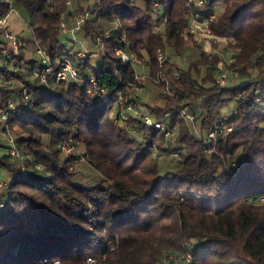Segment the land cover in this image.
<instances>
[{
	"label": "trees",
	"instance_id": "16d2710c",
	"mask_svg": "<svg viewBox=\"0 0 264 264\" xmlns=\"http://www.w3.org/2000/svg\"><path fill=\"white\" fill-rule=\"evenodd\" d=\"M15 6L26 13L31 36H19L30 49L41 46L52 61L68 49L79 76L57 82L54 74L41 83L32 76L36 57L26 59L23 51L16 63L3 58L0 30V109L17 103L7 123L22 155L0 156V170L10 176L0 194V264H87L89 255L105 264H160L169 253H192L190 264H264V107L257 102L264 98V0H205L197 8L215 15L213 33L236 40L229 67L239 77L225 86L217 81L221 56L209 59L198 42L186 39V0H0V18ZM73 13L85 17L80 36L102 35L105 46L95 62L81 61L68 46L72 32L63 36L62 23ZM108 27L115 29L105 38ZM116 45L144 58L148 71H137L150 75L158 50L169 57L199 53L186 67L178 65L175 96L151 82L163 99L152 105L131 93L136 68L116 65ZM89 74L108 88L107 100L86 93L80 80L87 84ZM184 106L196 115L193 123ZM234 110L232 130L209 152L204 138ZM146 116L174 128L175 145ZM83 155L100 176L95 185L74 180ZM97 235L103 244L92 241Z\"/></svg>",
	"mask_w": 264,
	"mask_h": 264
},
{
	"label": "built area",
	"instance_id": "2783aa9c",
	"mask_svg": "<svg viewBox=\"0 0 264 264\" xmlns=\"http://www.w3.org/2000/svg\"><path fill=\"white\" fill-rule=\"evenodd\" d=\"M135 2V0H132ZM205 4V0H186V5L190 10V23L187 27L186 39L188 42H198L202 49L204 50L207 58L213 59L215 55L221 56V59L218 64L219 73L217 75V81L223 86L227 85L229 82H235L239 77V72L231 69L229 65H232L236 61V53L238 49L236 48V40L230 36H222L212 32L210 28V23L215 17L214 14L210 16H203V14L197 10V8L202 7ZM14 9V8H13ZM7 17L0 18V30L2 31L3 46H2V56L5 60H10L14 63L17 62V57L22 55V52L26 50L29 45L27 41L10 31L7 25ZM166 21V19H165ZM80 26H75L77 30L81 29ZM63 32L66 29L64 23H62ZM75 28V29H76ZM68 27L67 31L73 30V28ZM115 28H110L105 31V38H109ZM75 32V31H74ZM72 32V33H74ZM192 38V40L189 39ZM121 42H126L125 35L121 36ZM96 45L98 47V57L101 56V52L104 49L105 43L102 36H97L95 39ZM63 54L61 56H56V60L52 61L50 54L42 48L41 46H36L34 51L36 53V58L38 59V64L32 68V76L39 79L43 84L48 83L50 77L56 74V81H76L78 80V70L75 65L72 63L70 58L67 57L69 54L68 49H61ZM114 52L118 56V61L116 63L119 65H131L136 68L134 74V80L129 83V88L137 94H141L147 90V84L154 82L156 84L162 85L165 93L169 96H175L173 87L179 84L180 80V68L178 65L174 64L171 58L166 55L162 50H158L156 53V72L154 75L149 73H141L137 71L138 67H146L145 59L141 58L134 52H128L123 49L121 45L114 46ZM94 52L88 50L83 45L77 46L75 54L81 60L84 61L88 58H92ZM264 53V50H263ZM257 57L253 58L255 62ZM58 69V70H57ZM82 86L86 88V93L93 97L94 101L101 102L107 100L109 96L108 88L102 85H99L94 74H89L87 78V84H84L80 80ZM24 101L23 104L25 107L29 106L28 94L24 91ZM244 96V93L241 92L236 96V100H239ZM257 102L264 107V98L260 96L257 98ZM119 103L121 108H124L123 104L125 103L121 94L119 95ZM128 111H135L140 115L139 111L135 110L131 105L127 107ZM17 111V103L15 101H9L6 109H0V150L6 149L7 154L12 158L22 159L20 150L18 149L16 142V135L14 131L8 125V118L11 114H14ZM182 113L186 118H190L191 122L195 119V114L189 111L188 106H184L181 109ZM230 112V111H229ZM226 112L224 115L219 117L213 127L209 130L207 136L204 138L205 142L211 144V151L215 150L216 143L228 136L232 130V126L229 124V119L233 114H236L237 111L234 110L233 113ZM124 119L127 118V115L123 116ZM145 122L150 126H155L158 129L165 131V135H170L174 132V128L163 124L155 122L154 119L150 116L145 117ZM199 135V133L197 132ZM200 137V135H199ZM68 150L67 148H64ZM155 156L162 158L163 156L155 153ZM6 180H0V194L3 188L6 186ZM260 203L264 204V197L260 199ZM4 206V203L0 201V207ZM94 230V226H92ZM96 244H103L102 237L97 235ZM113 248V247H112ZM13 254H17L18 247H15L12 250ZM193 259L192 253L187 254H178V253H169L163 258L160 264H190ZM104 260V258H103ZM101 261L100 257L94 255L87 256V264H105ZM59 260L55 259L54 262H50L48 259H44V264H58Z\"/></svg>",
	"mask_w": 264,
	"mask_h": 264
},
{
	"label": "rangeland",
	"instance_id": "374dc122",
	"mask_svg": "<svg viewBox=\"0 0 264 264\" xmlns=\"http://www.w3.org/2000/svg\"><path fill=\"white\" fill-rule=\"evenodd\" d=\"M96 1L98 2L99 0H96ZM74 9H75V7H73L72 10H74ZM74 12H76V11H74ZM25 17H26L25 11L20 9L19 7L15 6L14 9H12V12L7 16L6 19H7V25H8V27H9L11 32H13L14 34L24 35L23 37H26V39L28 40L27 37L30 36L31 32H30V29H29V27L27 25ZM84 20H85V17L79 16L77 13L76 14L73 13V15L69 16L68 19L64 22V26H66V29L64 31H66V32H63V29H62L63 36H65L66 33L69 32V31H67L68 27L69 28H73V30H71V32H74V31L75 32L74 33H69V34H72L73 38H75V39H74L73 42L66 41L68 43V46H74L75 49H76L77 46L79 47V46L83 45L85 48H87L91 52L92 51L94 52L93 54H95V55H92L91 56L92 58H88V60H91L92 62H95L99 58L98 57V52L99 51H98V47L96 45L95 40L92 41L90 38H84V37L80 36L78 32L81 31V29L77 30V28L75 27V26H78V25L80 26V22L83 23ZM107 29H110V28L108 27ZM189 39L192 40V38H190V37H189ZM30 46H31V44H30ZM24 53H25L26 59H31V58H35L36 57L35 51L33 49H30V47L28 49L24 50ZM198 53H199L198 50L192 49V50L187 51L183 55H179V56L171 55L170 58L175 64H177V65H179V66L184 68V67H186V65H188L189 61H192V60H194V59H196L198 57ZM73 59H74L75 62L78 61L77 57H75V56L73 57ZM141 70L142 71H144V70L148 71V69L146 67L141 68ZM139 95L143 98V101H146L148 103H152L153 97L152 96H148V93H146V91H144L142 94H139ZM140 108L142 110H144V106H141ZM186 119H188L189 123H191L190 118H186ZM192 127H194V126H192ZM177 131L178 130H176V132ZM176 135H177L176 133H175V135H172V134L167 135V136L165 135L171 145H175V137H176ZM195 135L197 137H199V135L196 132H195ZM80 153H81V151H80ZM5 154H7L6 149H1L0 150V156H3ZM174 155H176V154H174ZM83 156H85V158H82L81 162L77 166V168H76L77 175L75 176L74 180L78 181V184H83V185H87V186L95 185L100 180V176L85 161L86 158H87L86 157L87 155H83ZM154 157L157 158V156H155V153H154ZM171 158H173V156L169 157L168 159L171 160ZM0 180H5V179L4 178H0ZM92 226L90 227V229H91L92 232H95L93 230ZM103 239L104 238H102V240ZM92 241L94 243L96 242L94 239H92Z\"/></svg>",
	"mask_w": 264,
	"mask_h": 264
},
{
	"label": "crops",
	"instance_id": "0c3cea01",
	"mask_svg": "<svg viewBox=\"0 0 264 264\" xmlns=\"http://www.w3.org/2000/svg\"><path fill=\"white\" fill-rule=\"evenodd\" d=\"M18 35H21V34H18ZM21 36H24V35H21ZM30 36H31V34H30ZM30 36H28V37H30ZM148 85H149V87H148V90L146 93H148V96L153 97V101L151 104L152 105H163V99H162V97L159 96L161 89L154 84H148ZM0 178H4L5 180H8V179H10V176L6 172L0 170Z\"/></svg>",
	"mask_w": 264,
	"mask_h": 264
}]
</instances>
